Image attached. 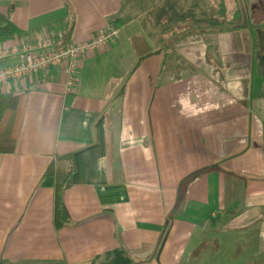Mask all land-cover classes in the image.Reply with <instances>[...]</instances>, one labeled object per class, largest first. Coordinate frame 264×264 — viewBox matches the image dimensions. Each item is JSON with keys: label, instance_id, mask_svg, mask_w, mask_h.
<instances>
[{"label": "crops", "instance_id": "0c3cea01", "mask_svg": "<svg viewBox=\"0 0 264 264\" xmlns=\"http://www.w3.org/2000/svg\"><path fill=\"white\" fill-rule=\"evenodd\" d=\"M209 2L0 0L29 32L0 45L117 28L72 89L62 64L0 85L26 94L0 151V264H264V10L240 30L195 26ZM69 159L56 227L46 171Z\"/></svg>", "mask_w": 264, "mask_h": 264}, {"label": "built area", "instance_id": "2783aa9c", "mask_svg": "<svg viewBox=\"0 0 264 264\" xmlns=\"http://www.w3.org/2000/svg\"><path fill=\"white\" fill-rule=\"evenodd\" d=\"M117 34V28L109 26L90 38L61 45L49 34H43L34 44L15 46L0 45V85L10 80H19L43 72L51 66L62 64L66 73V84L72 89L80 59L103 49ZM13 61L2 58L12 57Z\"/></svg>", "mask_w": 264, "mask_h": 264}, {"label": "trees", "instance_id": "16d2710c", "mask_svg": "<svg viewBox=\"0 0 264 264\" xmlns=\"http://www.w3.org/2000/svg\"><path fill=\"white\" fill-rule=\"evenodd\" d=\"M218 14L220 17L225 15L224 2L219 3ZM241 10H237L232 18L228 21L229 27L236 29H244L247 26V21L243 18ZM244 20V21H243ZM0 44L14 38H22L29 32L19 29L9 19L7 14H0ZM223 22L215 18H199L194 21V25L201 26H222ZM132 46L139 55V61L145 55L152 52L146 45L143 39L138 37L132 38ZM155 53V52H154ZM26 103V94L1 92L0 93V151L11 152L14 150L15 142L20 130L23 111ZM71 167L66 170L54 171L50 167L46 174L52 175L55 178V202H54V224L56 227H61L69 221L67 210L62 202L61 194L63 189L71 183L70 177L74 170L71 159H69Z\"/></svg>", "mask_w": 264, "mask_h": 264}, {"label": "rangeland", "instance_id": "374dc122", "mask_svg": "<svg viewBox=\"0 0 264 264\" xmlns=\"http://www.w3.org/2000/svg\"><path fill=\"white\" fill-rule=\"evenodd\" d=\"M211 2L208 3V5H206L205 7H203V10H205L207 12V10H210V12H207V14L210 18H215L218 21L223 22L221 28H228L229 24L228 21L232 18V16L234 15V13L237 10H241L242 14H243V18L245 20H248V16L253 17L252 19L254 21H259L261 20L262 16H263V11L264 10V0H261L260 2L257 0H225V15L223 17H220L218 14V9H219V3L221 0H214L215 6L217 7V9L214 10L213 7V0H210ZM258 2V4H256L255 2ZM227 10V12H226ZM250 10H254L252 13L250 12ZM261 10V11H260ZM196 17H203L205 16L203 13L202 14H196Z\"/></svg>", "mask_w": 264, "mask_h": 264}]
</instances>
